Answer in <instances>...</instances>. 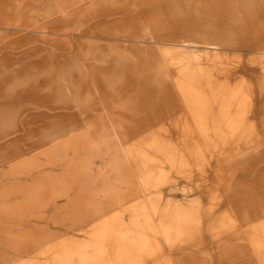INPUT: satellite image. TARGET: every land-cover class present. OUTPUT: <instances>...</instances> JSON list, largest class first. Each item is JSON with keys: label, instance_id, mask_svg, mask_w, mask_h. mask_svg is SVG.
<instances>
[{"label": "rangeland", "instance_id": "374dc122", "mask_svg": "<svg viewBox=\"0 0 264 264\" xmlns=\"http://www.w3.org/2000/svg\"><path fill=\"white\" fill-rule=\"evenodd\" d=\"M263 50L264 0H0V264H264Z\"/></svg>", "mask_w": 264, "mask_h": 264}, {"label": "bare ground", "instance_id": "6f19581e", "mask_svg": "<svg viewBox=\"0 0 264 264\" xmlns=\"http://www.w3.org/2000/svg\"><path fill=\"white\" fill-rule=\"evenodd\" d=\"M105 2V1H104ZM119 16V15H118ZM60 22V21H59ZM55 24V23H54ZM57 28V27H56ZM50 29V28H49ZM52 29V28H51ZM29 33H44L41 30L39 31L37 27H34L33 29L29 30ZM23 38L19 37L16 40L21 42ZM18 42V43H19ZM114 50H116L114 48ZM124 53V52H123ZM257 54H260L262 56H264V50L261 52H258ZM109 56V55H108ZM107 56V57H108ZM106 57V58H107ZM105 58V59H106ZM92 60V59H91ZM128 61V59H127ZM104 65V64H103ZM260 68L263 69L264 68V63L260 61ZM237 98L236 94L233 95V97L231 98V101H229L230 103L227 106V112H225V116H223L226 120H231L230 122L234 121L237 116H239V114L237 112H235V108L233 106V101H235V99ZM196 104L200 103V101H195ZM221 115V113H220ZM136 241V240H135ZM135 241H131L130 243H128L129 245V249L126 250H130L133 253V255H128L129 252L125 255L124 252L127 251H121L118 252L117 257H114L113 259H111L113 262L119 261V262H123V264H140V263H145V264H154L155 262L158 263L160 262L163 258H160L159 260H154L152 257L147 255V247L143 246V243H139L138 244ZM118 242V240H117ZM124 242V240L122 239V241L120 242V245ZM146 252L145 257L142 256H138L135 254V252ZM164 259H163V263H164ZM84 264H109L105 254L100 253L98 256H94V257H90L89 259H86Z\"/></svg>", "mask_w": 264, "mask_h": 264}]
</instances>
